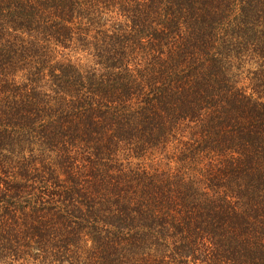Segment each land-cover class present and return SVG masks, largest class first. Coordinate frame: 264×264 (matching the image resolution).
<instances>
[{"label": "trees", "instance_id": "trees-1", "mask_svg": "<svg viewBox=\"0 0 264 264\" xmlns=\"http://www.w3.org/2000/svg\"><path fill=\"white\" fill-rule=\"evenodd\" d=\"M0 264H264V0H0Z\"/></svg>", "mask_w": 264, "mask_h": 264}]
</instances>
